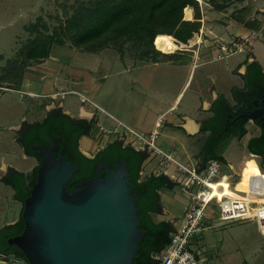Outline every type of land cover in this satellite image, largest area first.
Segmentation results:
<instances>
[{
  "label": "rangeland",
  "instance_id": "1",
  "mask_svg": "<svg viewBox=\"0 0 264 264\" xmlns=\"http://www.w3.org/2000/svg\"><path fill=\"white\" fill-rule=\"evenodd\" d=\"M80 1L88 2L89 0ZM210 1L212 2V0ZM61 4L71 6L77 4V0H0V85L2 86L0 87V228L18 220L22 211L21 202L14 197V189L1 181L7 168L12 166L25 173H30L38 165L37 159L25 155L16 141L20 116L24 113L27 120L41 119L46 113V107L51 108L59 103L63 105V109L70 108L76 114L80 106V102L77 101V96L74 94H70V97L66 98L64 102V100L45 98L44 96L33 97L26 92L23 94L22 91L60 92L57 87L68 85L70 88L73 84L80 92L94 98L104 106H108L106 105L107 99L122 96L129 89L130 72H134L132 66H135L138 61L128 51L121 55L109 46L97 52H90L74 46L67 40L64 44L51 46L48 56L41 63L23 66L21 62L25 57L22 54V45L34 35L26 30L27 26L36 22L40 17L47 22L49 30L52 31L54 26L60 25L61 21L65 19ZM213 5L204 7L205 21L209 28L211 24L216 27L210 29L219 35L218 41L227 45L228 41L234 39L227 33L228 30L222 27L231 24V22L233 24L240 22L239 24L255 31L253 38L249 36L254 46L251 45L252 43L248 44L247 50L228 54L220 50V57L211 54L203 59L204 61L213 59L212 64L208 63L206 69L210 71L211 76L216 78V86L220 88L229 84V80H234L230 73L222 72L227 66L228 69L236 68V65L246 57L247 52L252 56L256 54V57H259L264 63V0H243L237 3L235 1L230 10L224 11L216 9ZM237 17H239V21L236 20ZM214 36L211 37L214 38ZM192 55L189 50L188 52L177 51L174 59L180 56L183 57L182 62H189L193 58ZM163 58L161 57L160 60ZM14 59L17 61L13 64ZM139 63L145 64V62ZM203 67L201 65L193 71L182 93L183 102L192 95L198 79V72L202 71ZM105 75L107 78H103ZM123 79L125 84H121ZM83 81H85V85H83ZM103 82L105 85L101 88ZM86 83L92 91H84ZM122 85L124 88L119 87ZM97 111L98 121L107 130L117 127V122L106 116L99 108ZM124 131H127L129 137L131 136L126 128ZM90 143L91 140L87 138L83 144L90 145ZM158 144L156 141V145ZM233 145L248 152L247 146L241 141L233 140L223 143L219 153L227 155L226 157L231 162L236 160V157L231 156L228 152ZM81 147L85 151L86 148ZM192 153L189 157L190 160L193 159ZM190 160L188 162L192 167H195V163ZM256 160L264 170L262 158L256 156ZM192 161L194 162V160ZM171 171L179 177L186 176L185 173L179 172L177 169ZM222 172L229 177L237 179L240 177L239 170L237 171L235 168L234 171H231L224 164H222ZM202 174L205 173L202 172ZM167 191L166 194L169 198L164 196V203L180 220L184 207L189 201L187 194L181 190L180 185L176 186L173 192L169 189ZM211 208L214 212L211 213L210 218L206 219L205 227L190 237L191 246L203 263L264 264V235L259 231L257 224L253 221H224L221 219L219 209L213 204L210 205L209 210ZM154 218L157 221L161 217L154 215ZM178 220L170 222L176 230L180 227ZM0 261L11 264H30L15 255H2Z\"/></svg>",
  "mask_w": 264,
  "mask_h": 264
},
{
  "label": "trees",
  "instance_id": "2",
  "mask_svg": "<svg viewBox=\"0 0 264 264\" xmlns=\"http://www.w3.org/2000/svg\"><path fill=\"white\" fill-rule=\"evenodd\" d=\"M235 1L222 0V3L216 6L219 10H223ZM61 6L65 19L60 25L54 26L52 31L49 30L47 22L40 17L27 26L26 30L34 35L22 45V54L25 57L24 62H21L23 66L41 63L48 56L51 46L64 44L67 40L74 46L90 52L111 46L121 55L128 51L140 61L156 62L167 55L155 47L154 40L159 34H170L182 42H187L201 27L202 11L196 0H89L88 2L77 0V4L71 6L61 4ZM187 6L195 10L193 21L184 19V9ZM16 61L14 59L12 63ZM255 66L261 69L260 63L256 62ZM244 133L245 131L241 132L242 135ZM28 141V147L31 148L34 140ZM129 150L131 153H121V157L128 160L130 182L136 186L134 192L139 194L137 207L141 218L140 229L147 231L143 242L139 245L138 259L133 264H145L146 258L155 262L150 253L163 251L170 243L171 235L176 231L170 222H158L152 217V213L159 208V190L168 187L172 181L163 174L141 180L140 172L146 154L134 147H130ZM32 153L38 156L36 151ZM132 157H138L135 166L131 165ZM119 158L118 156L115 161ZM213 158L222 161L221 156L212 152L208 160ZM38 167L36 166L30 173L17 172L12 184L16 192L15 196L19 200L24 201L30 195L36 182ZM83 169L76 173L74 180L88 175ZM74 180L68 182L69 190ZM22 212L15 223L0 228V256L15 255L29 263L23 251L17 245L9 243L10 238L21 234L24 230Z\"/></svg>",
  "mask_w": 264,
  "mask_h": 264
},
{
  "label": "crops",
  "instance_id": "3",
  "mask_svg": "<svg viewBox=\"0 0 264 264\" xmlns=\"http://www.w3.org/2000/svg\"><path fill=\"white\" fill-rule=\"evenodd\" d=\"M242 1L236 0V3ZM210 2L211 1L209 0L208 3L203 6V9H201L202 18L200 29L194 33V36L191 39L188 40L191 42V48L187 50L179 49L173 53H166L167 55L157 62L141 61L145 62V64L135 65L134 72H130L129 89H127L122 96L107 99L106 105H108L109 108L108 106H104L100 102H97L94 98L82 93L86 98L94 102V106L99 108L110 119L118 123L116 128H119L120 132H127L124 131L126 128L131 135L130 137L127 135L128 138L135 140L137 147L141 146V148L138 149H142L146 154V160L143 162L140 172L141 180L152 175L163 174L168 176L172 181V184L168 187H163L159 190V208L156 212L152 213L154 220V215L161 217L157 220L158 222H173L174 220H178L177 215H175L171 208L164 203L163 197H168L166 194L168 192L167 189L173 192L174 188L180 185L179 181L182 180L183 177L174 175L171 170L177 169L180 172L178 167L173 165V162H168L161 154H158L143 145L141 141L136 138L135 133L149 135L152 131H157V137L155 139V143L156 141L159 143L157 146L163 151L173 155L177 161L190 167L192 166L190 162H188L190 160L189 157L190 154L195 151V153H192L193 159L190 160L192 163H195V167L192 168L199 171L203 170L205 167L200 164V141L202 140V137L208 133L207 130L209 128L203 127L202 119L210 114L208 111L212 101L217 100L221 96L232 100V94H240V91L243 88L241 75L245 72L248 62L257 60L264 66V63L259 57V59L256 57V54L252 56L247 52L246 57L236 65V68L232 67L228 69L227 66L224 72L221 71L224 74L230 73L234 80H229V84L223 85L220 88L216 86V78L211 76L212 74L210 71L206 69V66L209 65L208 63L212 64L213 59L205 61L203 59L211 54L220 57L221 47L225 45V43L220 42V40L218 41L219 35L215 34V32L210 29H215L216 27L209 24V28V26L206 25L204 7L210 6L211 4L213 5L214 3L213 7L218 9L216 5L222 3V0ZM233 3L234 2H231L227 7L220 11L227 9L230 10ZM187 8L192 9L193 17L192 19L185 20L193 21L195 19V10L191 6H187ZM236 20L239 21V17H237ZM239 23L233 24L231 22V24L222 27H225L228 30L227 33L231 37L244 35L253 38L255 31L248 29ZM201 32L202 34H200ZM212 35H215L214 38L211 37ZM197 40L202 42L199 45H195L198 42ZM251 45L254 46V43ZM188 50L193 54V58L189 62H182L183 57L180 56L174 59L177 51L188 52ZM201 65L204 67L202 68V71L198 72V79L192 95L183 102V98L181 97L186 84L192 76L193 71ZM104 77L107 78L106 75L103 76V78ZM210 81L211 83H209ZM121 84H125L124 79L121 81ZM83 85H85V81ZM101 85L102 86H99L102 88L105 85V82L101 83ZM99 86L97 87L99 88ZM119 87L124 88L123 85ZM73 89H76L75 86ZM87 90H91V87L89 88L86 83L84 91ZM160 120V125H158ZM190 124H193L194 129L190 128ZM102 127L107 130L103 125ZM114 129H110L111 132ZM248 136L249 135L242 136L240 133V139L238 138V141L244 143ZM197 149L198 151H196ZM192 160H194V162ZM222 164L227 166L231 171L235 170V167L226 159L222 161ZM181 190L187 194L189 203L191 201L190 192L182 189V187ZM188 203L184 207L182 218L178 220L180 221V224L183 222L185 208ZM214 206L216 205L214 204ZM209 208L207 210L206 219L210 218L211 213L214 212L212 211V208L210 210ZM16 221L17 220L12 221L10 224L15 223Z\"/></svg>",
  "mask_w": 264,
  "mask_h": 264
},
{
  "label": "water",
  "instance_id": "4",
  "mask_svg": "<svg viewBox=\"0 0 264 264\" xmlns=\"http://www.w3.org/2000/svg\"><path fill=\"white\" fill-rule=\"evenodd\" d=\"M33 148L41 163L24 201L25 227L9 243L17 245L30 264H133L147 231L140 229L139 194L130 182L127 161L121 159L112 168L101 162L95 177L69 190L67 184L79 167L56 155L58 143Z\"/></svg>",
  "mask_w": 264,
  "mask_h": 264
},
{
  "label": "flooded vegetation",
  "instance_id": "5",
  "mask_svg": "<svg viewBox=\"0 0 264 264\" xmlns=\"http://www.w3.org/2000/svg\"><path fill=\"white\" fill-rule=\"evenodd\" d=\"M139 62L141 61L138 60L136 65H141ZM256 62L259 63L257 60L247 63L246 70L241 75L243 88L240 94H232V100L224 96L213 100L208 111L210 114L202 119L203 127L209 128L207 130L208 133L200 141V164L204 167L211 160H208V156L212 152L221 156L222 161L226 159L230 162L226 157L227 155L219 153L220 146L227 141L238 140L240 133L243 131L245 133L242 136L249 135L244 142L248 148V153L254 156H260L264 166V66L260 63L261 69H259L255 66ZM132 67L134 68L135 66L133 65ZM73 86L72 84L69 88L68 85H62L61 87H57V90L59 89L60 92L70 93L76 96L77 94L83 95L79 90L73 89ZM24 92L33 97H40L55 95L59 91L47 93L22 91L23 94ZM58 100H64L65 102L66 99ZM77 101L80 102V106L76 114L70 108L67 110L63 109V105L59 103L51 108L46 107V113L41 119L27 120L24 113L20 116L16 141L25 155L37 159V166L41 163V155L33 146L47 145L52 147L58 143V148L55 150L56 155L59 157L63 154L64 157L75 163L79 167L76 173L84 168L83 171L88 174L82 179L74 180L75 173L71 180H74V184H76L95 177L96 169L101 162H105L108 167L112 168L121 159L125 160L121 157V153H131L129 150L130 147H134L145 154L142 149H138L141 146L137 147L135 140L128 138L127 132L122 133L119 128H115L112 132L111 130H105L97 119L98 108L96 106L83 100H78V98ZM89 109L92 110L88 111ZM135 136L138 139L137 135ZM87 138L91 140L90 145L83 144ZM28 140H34L31 148L28 147ZM142 144L150 149L146 144ZM81 146L86 148L85 151ZM233 146L229 148V153ZM32 150L36 151L38 156L34 155ZM118 156L120 158L115 161ZM126 161L128 163V160ZM222 161L220 162L222 163ZM137 162L138 157H132L131 165L135 166ZM17 172L19 170L9 166L1 181H4L14 189L12 183L16 179ZM106 175L107 172L103 169L101 178H105ZM15 193L14 189V197L21 202L23 210L25 200L21 201L16 198ZM159 253L151 252L150 255L155 259V262H151L146 258L145 264H158L159 259L156 256Z\"/></svg>",
  "mask_w": 264,
  "mask_h": 264
},
{
  "label": "built area",
  "instance_id": "6",
  "mask_svg": "<svg viewBox=\"0 0 264 264\" xmlns=\"http://www.w3.org/2000/svg\"><path fill=\"white\" fill-rule=\"evenodd\" d=\"M196 1L203 9V6L209 0ZM186 8L184 9V19H188L185 15ZM239 38L243 40L241 41ZM175 40L179 44L180 50L191 48L190 41ZM197 41L195 45L202 42ZM250 43L249 37L236 35L233 40L228 41L227 45H223L221 50L226 54L243 51L244 49L247 50ZM160 122L161 120L158 125H160ZM135 134L142 143L149 146L156 153L161 154L168 162H173L180 171L186 174L179 181V184L182 189L189 191L191 194V201L185 208L182 224L171 235V241L166 248L156 256L159 259L158 264H204L194 252L190 237L205 227L207 210L211 204L217 206L222 220L227 222L256 221L259 231L264 235V171L257 162L256 156L251 154L260 172L257 175L250 176L245 189H239L237 186L243 177V173L237 158L235 162L229 161L237 171L239 170V179L224 174L222 163L218 159H211L206 167L199 172V170L177 161L173 155L160 149L155 143L157 131H152L149 135ZM202 172L205 174L203 175ZM213 185L219 186L222 196H212Z\"/></svg>",
  "mask_w": 264,
  "mask_h": 264
},
{
  "label": "bare ground",
  "instance_id": "7",
  "mask_svg": "<svg viewBox=\"0 0 264 264\" xmlns=\"http://www.w3.org/2000/svg\"><path fill=\"white\" fill-rule=\"evenodd\" d=\"M185 15L188 19H192L193 17L192 9L186 8ZM175 39L176 38L170 34H159L155 38L154 44L158 50L164 53H173L180 47ZM0 87L2 86L0 85ZM44 97L45 98L66 99L70 97V93L60 92L55 95H47ZM77 98L78 100H83L87 103L94 105V102L86 98L84 95L77 94ZM190 128L194 129L193 124H190ZM230 154L231 156H235L237 158V160L239 161V165L242 169V173H243V177L241 181L238 183L237 187L239 189H245L250 176L257 175L260 172V169L256 165L254 161V157L250 153L242 150L239 146L237 145L233 146ZM224 184L226 183L224 182ZM213 188L214 190H213L212 196H215V195L222 196L221 189H219L218 185H213ZM253 222L256 223V221H253Z\"/></svg>",
  "mask_w": 264,
  "mask_h": 264
}]
</instances>
